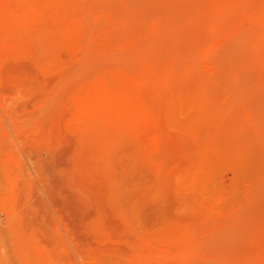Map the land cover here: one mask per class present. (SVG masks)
<instances>
[{
  "label": "rangeland",
  "instance_id": "rangeland-1",
  "mask_svg": "<svg viewBox=\"0 0 264 264\" xmlns=\"http://www.w3.org/2000/svg\"><path fill=\"white\" fill-rule=\"evenodd\" d=\"M0 264H264V0H0Z\"/></svg>",
  "mask_w": 264,
  "mask_h": 264
}]
</instances>
